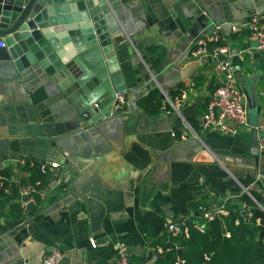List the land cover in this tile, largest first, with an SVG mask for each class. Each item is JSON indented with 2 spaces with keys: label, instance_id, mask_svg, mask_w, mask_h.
Segmentation results:
<instances>
[{
  "label": "crops",
  "instance_id": "0c3cea01",
  "mask_svg": "<svg viewBox=\"0 0 264 264\" xmlns=\"http://www.w3.org/2000/svg\"><path fill=\"white\" fill-rule=\"evenodd\" d=\"M201 11L223 25L246 99L249 127L236 136L200 127L221 80L213 59L189 54ZM256 13L264 15V0H135L109 15L115 36L125 37L118 60L130 98L126 113L94 125L75 120L39 65L18 72L0 64V176L14 177L0 194V264H43L54 249L60 264H116L119 243L132 264H157L167 221H200V207L223 202L248 220L252 209L241 200L248 189L264 211V153L254 130L264 117V55L247 30L231 32ZM156 88L166 99L150 114L141 101ZM26 161L59 169L56 185L23 212Z\"/></svg>",
  "mask_w": 264,
  "mask_h": 264
},
{
  "label": "water",
  "instance_id": "95a60500",
  "mask_svg": "<svg viewBox=\"0 0 264 264\" xmlns=\"http://www.w3.org/2000/svg\"><path fill=\"white\" fill-rule=\"evenodd\" d=\"M133 1L0 0V37L6 41L0 64L18 72L39 65L74 107L77 122L110 119L116 94L124 92L125 102L130 94L118 60L125 37L115 36L108 17ZM199 15L203 30L209 18Z\"/></svg>",
  "mask_w": 264,
  "mask_h": 264
},
{
  "label": "built area",
  "instance_id": "2783aa9c",
  "mask_svg": "<svg viewBox=\"0 0 264 264\" xmlns=\"http://www.w3.org/2000/svg\"><path fill=\"white\" fill-rule=\"evenodd\" d=\"M243 29L247 30L249 40L255 44L258 52L264 55V15L255 14L250 19L240 25L231 27L233 34L240 33ZM225 40L223 34V25L209 21L206 28L203 29L191 42L189 54L192 58L214 60V69L220 75V85L212 93L208 102L207 111L200 121V127L203 131L218 132L222 135L236 136L239 132L249 127L247 103L244 94L236 84V75L232 67V52L230 48L223 44ZM6 47L5 39L0 37V48ZM168 102L170 100L168 99ZM111 115L126 113L127 107L124 92L116 94L111 107ZM191 129V127H189ZM194 134H197L191 129ZM258 138V149L260 153H264V117L254 128ZM185 138V137H183ZM24 162L22 163V165ZM50 167L52 171L59 168L58 163L45 162L41 170L45 172ZM56 185V181L51 182L46 188L39 189V182H28L21 186L23 202L21 208L23 212L38 202V198L42 197L46 191ZM0 186H3V177L0 176ZM247 194L256 204L260 203L252 194V189L245 190ZM200 221L191 220L177 224L173 221H167V239L173 238H190V230L193 227L201 234L208 231V226L218 218L229 215V209L226 202L221 203L215 209H207L200 207ZM238 224V222H237ZM230 237V233H227ZM177 249H180L178 246ZM155 251L159 256L164 252L161 246H156ZM63 260V254L60 250H52L43 260V264H60ZM184 263L181 259H177L176 264ZM116 264H132L131 252L125 243L117 245Z\"/></svg>",
  "mask_w": 264,
  "mask_h": 264
},
{
  "label": "trees",
  "instance_id": "16d2710c",
  "mask_svg": "<svg viewBox=\"0 0 264 264\" xmlns=\"http://www.w3.org/2000/svg\"><path fill=\"white\" fill-rule=\"evenodd\" d=\"M175 99V94H171ZM159 89L152 90L141 104L150 114H158L164 101ZM45 162H25L22 166L24 173L29 174V182H39L38 188L44 189L51 182L57 181V171L50 167L42 172L41 167ZM3 186H0V194L7 183L14 180L12 173L5 170L2 172ZM256 200L263 204L262 197L253 193ZM252 209V216L248 220L237 204L229 206L230 217L218 218L208 226V231L201 234L193 227L190 230V238H164L160 244L164 250L157 264H176L181 259L182 264H264V211L247 195L241 199ZM230 204V203H229ZM239 216L240 225L235 226V220ZM230 232V237L227 233ZM183 249H177L179 245ZM155 246V247H156ZM180 247V246H179Z\"/></svg>",
  "mask_w": 264,
  "mask_h": 264
}]
</instances>
